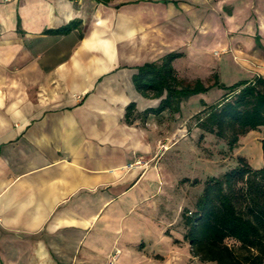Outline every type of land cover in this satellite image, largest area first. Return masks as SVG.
<instances>
[{"label":"crops","instance_id":"obj_1","mask_svg":"<svg viewBox=\"0 0 264 264\" xmlns=\"http://www.w3.org/2000/svg\"><path fill=\"white\" fill-rule=\"evenodd\" d=\"M170 51L189 78L264 77V0H0V264H183L158 157L214 86L144 113L132 74Z\"/></svg>","mask_w":264,"mask_h":264},{"label":"trees","instance_id":"obj_2","mask_svg":"<svg viewBox=\"0 0 264 264\" xmlns=\"http://www.w3.org/2000/svg\"><path fill=\"white\" fill-rule=\"evenodd\" d=\"M72 27L70 22L51 31L66 33ZM180 56L182 52L170 51L136 66L132 74L135 90L145 97L159 98L158 105L144 109V113L177 112L191 95L217 86L225 93L213 103L201 101L203 107L192 115L201 137L211 133L232 151L242 135L264 129V77L229 85L220 82L215 72L208 78H189L178 74L174 65V59ZM136 110L134 101L127 103V122L133 120ZM261 143L260 167L254 168L246 156L237 155L236 165L222 174L207 176L193 207L181 210L183 238L201 261L264 264V139ZM227 239L238 246L228 244Z\"/></svg>","mask_w":264,"mask_h":264},{"label":"rangeland","instance_id":"obj_3","mask_svg":"<svg viewBox=\"0 0 264 264\" xmlns=\"http://www.w3.org/2000/svg\"><path fill=\"white\" fill-rule=\"evenodd\" d=\"M219 90H222V88L214 86L212 91L207 93L206 98L208 101L213 102L216 100V91ZM188 103L187 106H184L183 114L186 110L197 105L192 100ZM158 118L159 124L167 120L163 116H158ZM195 121V118L191 115L183 121L182 124H185L187 129L185 134L174 131L171 135V141L174 145L170 150L160 149L158 157L162 175L165 176L161 195L163 203L162 216L166 220H172L175 224L178 221L179 209L181 211L183 207H193L196 197L201 192L203 180L209 175L222 174L225 170L236 165L237 155H246L250 164L254 167L263 164L260 140L251 139L259 129L256 128V130L242 135L238 145L231 151L224 141L217 139L211 133H206L201 137V131L195 127ZM226 242L235 246L239 244L233 239H227ZM183 249L187 251V253H183V264H217L215 261H201L192 258L186 243H183ZM187 254H189L188 257H185Z\"/></svg>","mask_w":264,"mask_h":264},{"label":"built area","instance_id":"obj_4","mask_svg":"<svg viewBox=\"0 0 264 264\" xmlns=\"http://www.w3.org/2000/svg\"><path fill=\"white\" fill-rule=\"evenodd\" d=\"M144 163H147V162H146L145 160H141V159H138L137 162H136V164H139V165H140V164L142 165V164H144ZM131 165H132V164H130L129 166H131ZM112 259H113V257H112Z\"/></svg>","mask_w":264,"mask_h":264}]
</instances>
